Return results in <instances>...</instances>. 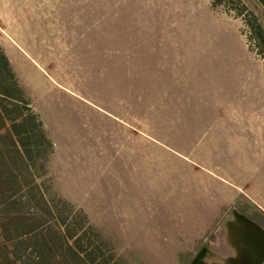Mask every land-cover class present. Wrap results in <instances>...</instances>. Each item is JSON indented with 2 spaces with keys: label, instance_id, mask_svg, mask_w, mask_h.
I'll list each match as a JSON object with an SVG mask.
<instances>
[{
  "label": "rangeland",
  "instance_id": "rangeland-1",
  "mask_svg": "<svg viewBox=\"0 0 264 264\" xmlns=\"http://www.w3.org/2000/svg\"><path fill=\"white\" fill-rule=\"evenodd\" d=\"M252 16L264 29L257 0H0V49L55 148L46 170L29 164L28 182L46 181L49 200L58 195L71 203L70 222L84 211L97 228L90 242L110 264H191L211 249L225 217L204 233L193 225L200 190L183 163H167L162 172L152 164L145 175L133 171L140 164L133 161L129 170L122 152L127 129L113 120L127 127L153 118L150 67L188 71L186 84L205 91L203 107L183 101L179 111L195 127L185 142L196 147L201 166L244 188L246 196L224 213L244 211L264 227V61L249 46L244 19ZM216 89L245 100L246 120L234 122L227 104L206 116L207 92ZM1 149L5 184L23 182L21 157Z\"/></svg>",
  "mask_w": 264,
  "mask_h": 264
},
{
  "label": "trees",
  "instance_id": "trees-1",
  "mask_svg": "<svg viewBox=\"0 0 264 264\" xmlns=\"http://www.w3.org/2000/svg\"><path fill=\"white\" fill-rule=\"evenodd\" d=\"M238 16L242 17V13ZM244 23L249 28V46L256 48L264 61L263 27L255 17L245 18ZM2 136L11 144H4ZM2 147L6 151L13 149L24 164L21 183L26 186L21 196L15 194L21 190V183L5 184ZM54 155V145L33 99L0 49V264H110V259L99 251L101 248L90 242L89 233L97 228L84 211H79V220L70 222L66 215L69 209H75L71 203L58 195L49 200L51 187L46 181L37 184L33 178L29 184V164L35 171V163L40 164L44 171ZM34 191L38 197L31 198Z\"/></svg>",
  "mask_w": 264,
  "mask_h": 264
},
{
  "label": "crops",
  "instance_id": "crops-1",
  "mask_svg": "<svg viewBox=\"0 0 264 264\" xmlns=\"http://www.w3.org/2000/svg\"><path fill=\"white\" fill-rule=\"evenodd\" d=\"M146 77V84L150 86V98L154 101L151 107L153 118H144L137 121L135 126L127 125V127L122 120L118 118L113 120L117 125L127 129L123 132L125 142L122 145V152L128 156L125 162H128L129 170H132L130 166L133 161L135 164L140 162L138 167L136 165L133 167V171H139L145 175L153 170L152 164L159 167V172L165 171L164 165L167 163L185 164L192 178L191 185H196L195 187H199L200 190L194 197V202L201 207L200 211L197 213L190 210V219L193 225L204 233L225 215V211L240 201L241 196H246L244 188L226 182L205 166H201L196 158V147L185 142L194 134L195 127L192 124H185L189 123L186 122L187 118L179 113L180 109L186 107L183 101H187L189 107L190 105L203 107L206 102L203 97L205 91L195 90V86L186 84L192 78V74L176 68L153 69L150 67V70L146 72ZM207 95L210 96V102L208 106L205 103L203 111L209 110L207 111L209 115H206L208 118L213 113L215 114L221 105L226 106L227 104L226 108L234 122L244 119L241 111L242 106L246 107V104L241 96L235 94L232 97L227 95L225 98V92L217 91V89L214 92H207ZM224 100L227 103H224ZM151 121L152 130L148 132L147 125L149 126ZM144 124H147L146 131L142 128ZM216 133L221 134L222 132ZM159 174L162 177V174ZM67 196L74 200L71 194Z\"/></svg>",
  "mask_w": 264,
  "mask_h": 264
},
{
  "label": "flooded vegetation",
  "instance_id": "flooded-vegetation-1",
  "mask_svg": "<svg viewBox=\"0 0 264 264\" xmlns=\"http://www.w3.org/2000/svg\"><path fill=\"white\" fill-rule=\"evenodd\" d=\"M219 226L214 231L211 249H202L193 262L204 264L208 256L207 264H256L264 256V241L259 237V228L264 231V227L250 214L232 209Z\"/></svg>",
  "mask_w": 264,
  "mask_h": 264
},
{
  "label": "water",
  "instance_id": "water-1",
  "mask_svg": "<svg viewBox=\"0 0 264 264\" xmlns=\"http://www.w3.org/2000/svg\"><path fill=\"white\" fill-rule=\"evenodd\" d=\"M264 8V0H257ZM259 237L263 239L264 241V231L259 228ZM264 260V256L259 257V260L256 264H262ZM192 264H201L198 260L194 261ZM203 264V263H202ZM205 264V263H204Z\"/></svg>",
  "mask_w": 264,
  "mask_h": 264
}]
</instances>
